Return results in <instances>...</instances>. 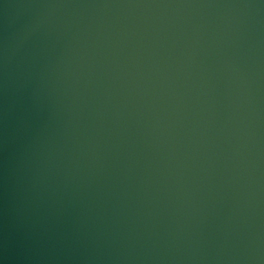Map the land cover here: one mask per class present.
Wrapping results in <instances>:
<instances>
[{
	"label": "water",
	"instance_id": "1",
	"mask_svg": "<svg viewBox=\"0 0 264 264\" xmlns=\"http://www.w3.org/2000/svg\"><path fill=\"white\" fill-rule=\"evenodd\" d=\"M0 264H264V0H0Z\"/></svg>",
	"mask_w": 264,
	"mask_h": 264
}]
</instances>
